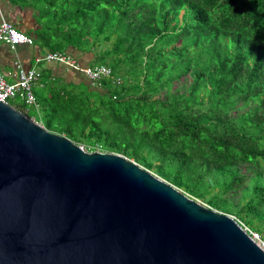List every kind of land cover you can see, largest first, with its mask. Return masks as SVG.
Wrapping results in <instances>:
<instances>
[{
    "label": "trees",
    "instance_id": "obj_1",
    "mask_svg": "<svg viewBox=\"0 0 264 264\" xmlns=\"http://www.w3.org/2000/svg\"><path fill=\"white\" fill-rule=\"evenodd\" d=\"M78 1L82 16L69 42L79 37L78 47L94 51L103 40L97 28L108 30L113 53L108 54V47L100 58L112 76L102 77L100 84L83 82L74 90L50 88L43 102L46 120L40 117L44 126L89 151L101 146L122 153L196 198L210 197V206L236 215L264 236V96L258 91V75L264 74V0ZM230 34L234 47L227 43L226 54L216 57V45ZM201 42L213 47L224 78L210 69L212 61L200 60L205 50ZM246 67L252 78H246ZM184 74L191 77L183 85L186 94L183 87H174ZM102 80L104 89L99 87ZM94 94L120 101L108 110V123L118 126L103 128L104 103L96 106ZM11 105L27 111L20 100ZM89 137L97 140L90 143ZM242 165L251 174L243 173ZM246 179L250 183L241 188ZM233 189L236 195L241 189L237 203L231 200L234 192L223 197L218 191Z\"/></svg>",
    "mask_w": 264,
    "mask_h": 264
},
{
    "label": "water",
    "instance_id": "obj_2",
    "mask_svg": "<svg viewBox=\"0 0 264 264\" xmlns=\"http://www.w3.org/2000/svg\"><path fill=\"white\" fill-rule=\"evenodd\" d=\"M0 264H264V249L231 214L0 100Z\"/></svg>",
    "mask_w": 264,
    "mask_h": 264
},
{
    "label": "crops",
    "instance_id": "obj_3",
    "mask_svg": "<svg viewBox=\"0 0 264 264\" xmlns=\"http://www.w3.org/2000/svg\"><path fill=\"white\" fill-rule=\"evenodd\" d=\"M37 3L31 5V3L28 2L26 6L22 4L21 0H0V22L2 20H7L16 28L23 32H26L33 38L32 44H20L15 47L7 43H2L0 45V71L7 75L10 72H16L18 70V66L25 70L35 68L40 74L35 86L37 88L39 87L40 89H48L46 90L47 92L45 94H39L36 92L37 99L40 104V109L44 105L43 102L45 97L47 95L50 96V88L58 87L60 90L63 89L64 91H67L68 88L74 90V88L81 83L85 82L86 84H88L91 81L82 72L81 68H78L76 66L74 67L72 64L63 61L46 59V55L48 53H56L58 52V50H54L50 45L45 46L44 44L43 46L37 41V37H43L44 39L46 38L51 40V34H48L44 30L40 31L42 28H45V26H43V20H41L42 9L41 12H39ZM39 3L40 5L44 4L43 6L46 7L47 1L39 0ZM79 7L81 6H78L77 10L74 12L76 18L73 22L76 23V26L79 17L82 16ZM56 8L58 7L56 6ZM69 35L67 37H69ZM82 49L83 48L78 47L76 44L68 42L66 51L68 53V56L75 60L80 66L93 67L105 65L102 63L91 64V62L96 57L95 50L92 51V49L89 51H83ZM7 79L9 81L15 80L14 76L12 75L7 76ZM100 81H98L99 84ZM99 87H104L103 80L102 84ZM58 88L56 89V91L58 90ZM16 103H19V101L16 100Z\"/></svg>",
    "mask_w": 264,
    "mask_h": 264
},
{
    "label": "rangeland",
    "instance_id": "obj_4",
    "mask_svg": "<svg viewBox=\"0 0 264 264\" xmlns=\"http://www.w3.org/2000/svg\"><path fill=\"white\" fill-rule=\"evenodd\" d=\"M89 1V0H88ZM29 2L31 3V5H33V3L35 2V0H29ZM38 4V3H37ZM47 4H48V7H45V6H43V5H40V4H38V9H39V12H41V9L42 8H45V9H42V12H41V14H42V18H41V16H40V18H41V20H43V26H45V28H42L40 31H45V32H47L48 34H51V37H50V39L51 40H49V39H44L43 37H37V41L40 43V44H42L43 46H44V44H45V46H51V47H53V49L54 50H58V52L59 53H61V54H64V55H66V56H68V53H67V45H68V42L69 41H71L72 39L70 38V37H67L69 34H71V32L74 30V28H75V26H76V23L75 22H73V21H75V18H76V16H75V14H74V12L77 10V8H78V4H79V1L78 0H47ZM25 5L27 6V4L25 3ZM56 6L58 7V8H56ZM56 8V9H55ZM60 8V9H59ZM55 9V10H54ZM85 9V8H84ZM86 11V10H85ZM183 14H184V10H182L181 12H180V18H182L183 17ZM100 25V24H99ZM216 25V24H215ZM90 25H88L87 27H89ZM218 26H220L222 29L224 28V26L223 25H218ZM97 27H98V25H97ZM90 28V27H89ZM218 31V30H217ZM96 32H97V37L99 38V39H103V40H100L101 41V43H100V45L98 46V49H95V54H96V57H95V59L91 62V64H101V62H103V63H105L106 61L104 60H102L101 58H100V54H101V52L102 51H106L107 50V48L109 47L110 48V50L108 51V54H112L113 53V48H114V46L113 45H111L112 43V40L114 41V39H106V38H109L108 37V30H106V29H100V28H97V30H96ZM214 35H216L215 36V38H216V40L219 38L218 37V34H217V32L215 33L214 32ZM231 34H230V37H229V39H228V41H227V39H225L224 41H225V43H220V44H217L216 45V50H217V52H215L216 53V57H218V58H220L221 56H223V55H225L226 54V51H227V43H230V45H231V47H234V45H232L231 44V42H230V39H231ZM84 37H86V36H84ZM48 38V37H47ZM74 39L76 40V41H73V43L75 42V44H78V42H79V37H74ZM211 39V38H210ZM213 39V38H212ZM212 39H211V41L208 43V45H210L211 44V42H212ZM92 40V38H90L89 39V41H91ZM215 40V41H216ZM205 44H207V41L206 42H204ZM203 42H201V44L204 46V53H202V55H201V58H200V60L201 61H212L211 63H210V69L214 72V73H216V75H217V77H218V79H221V78H224V76H221L220 75V68H219V66L216 64L217 63V60L215 59V56H214V54H213V52H212V49H213V47H208V46H206L205 44H204ZM97 44H99V43H97ZM96 44V45H97ZM225 44H226V47H225ZM95 45V46H96ZM121 45V44H120ZM85 46H87V45H84V47ZM94 46V47H95ZM218 47L219 48H221V50H218ZM233 51H234V48H231ZM83 51H88L87 49H85V48H83L82 49ZM255 54H262L263 53V51H261V52H258V51H255L254 52ZM109 56V55H108ZM109 66V65H108ZM246 69V73H245V76H246V78L247 77H253L252 75H251V73H249V68L248 67H246L245 68ZM221 71H222V69H221ZM222 73L224 74V72L222 71ZM116 75V74H115ZM113 78H114V76H113ZM121 79V78H120ZM189 80H191V77H190V75L189 74H184L181 78H177L175 81H174V87L176 88V89H178V88H180V87H183L182 88V93H184V94H186L187 93V91H185V86L188 84V81ZM121 81H123V79H121ZM183 85H185V86H183ZM258 86H259V88H258V91H260V92H262V94H263V96H264V74L263 73H261V74H259L258 75ZM58 88V87H57ZM77 87H75L74 89H76ZM35 92H37V93H39V94H45L47 91L46 90H48L47 88L46 89H40L39 87L37 88L36 86H35ZM112 89V92H115V88L114 87H112L111 88ZM80 90V88H78V91ZM118 92V91H117ZM164 93V91H161V92H159V93H157L156 95H158V96H161L162 94ZM93 96V98H94V102L96 103V106H98V107H100V106H102V103H104V106H103V111L102 112H104L105 113V118L104 119H102V125H103V128L106 126H109V127H115V126H118V125H115V124H113V123H108V121L110 120V115H111V113L110 112H108V110H110V109H114V106L115 105H119V104H121L120 103V101H117V100H115L114 98H119V96H118V94L116 93V95H115V97L114 98H112L111 96H109L108 94H104L103 96H100L99 97V95H97V94H94V95H92ZM16 100H18L19 101V99H10V104H16ZM247 109V107H245V108H243L242 109V111H245ZM27 111H28V113L33 117V118H36L37 120H40L41 118V116L43 117V120H46V117H45V112H44V108L43 107H41L39 110H37L34 106H27ZM40 122V121H39ZM114 129V128H113ZM115 130V129H114ZM254 131H257L256 129L254 130ZM103 135H106V133L105 134H103ZM109 137V136H108ZM112 138V140H114L115 141V139L116 138H113V137H111ZM89 139V142L90 143H95V140H97V139H95V138H93V137H89L88 138ZM95 139V140H94ZM250 139H251V137H250ZM102 141H103V143L105 144V143H107L108 142V140H107V137H102V139H101ZM252 140V139H251ZM75 142V141H74ZM76 143V142H75ZM78 144V143H77ZM81 147H86L85 145H83V144H79ZM98 145V144H97ZM106 146V145H105ZM83 147V148H84ZM87 148V147H86ZM87 150V149H86ZM89 151V150H88ZM96 151H103V150H101V146L100 147H97V150ZM103 152H111V151H103ZM112 153H117V152H112ZM119 153V152H118ZM119 154H121V155H123V156H126V155H124V154H122V153H119ZM127 157V156H126ZM130 159V158H129ZM133 161H135V162H138V161H136V160H134V159H132ZM139 163V162H138ZM140 164V163H139ZM143 166V165H142ZM145 167V166H144ZM146 168V167H145ZM148 169V168H147ZM150 171H152L153 172V170H151V169H149ZM242 172L243 173H246L247 175H249V174H251V172H250V170H248V168H247V165H242ZM155 174H156V172H154ZM161 177V176H160ZM161 178H163V177H161ZM164 179V178H163ZM166 180V179H165ZM166 181H168V180H166ZM169 183H171L170 181H168ZM248 183H250V181H248L247 179H246V181H244L243 182V184H242V187L241 188H243V186L244 185H246V184H248ZM241 190V189H240ZM240 190L237 192V195L240 197ZM183 191V190H182ZM219 191V193L223 196V197H228V195H229V197L231 196V194L234 192L235 193V196H231V200L234 202V203H237L238 201V199H239V197L236 195V190H232V191H230L229 193H226V192H222V191H220V190H218ZM185 192V191H184ZM186 193V192H185ZM190 195V194H189ZM190 196H192V197H194L193 195H190ZM194 198H196V197H194ZM210 197H208V196H206V197H204V198H201V199H199L198 198V200L200 201V202H202V203H204L205 205H209L207 202H206V199H209ZM197 199V198H196ZM241 200H243V199H241ZM218 201V204L220 205V206H224L225 205V203L222 201V200H217ZM210 206V205H209ZM212 207V206H211ZM233 212H234V209H231ZM228 214H230V213H228ZM232 215V214H231ZM233 217H236L245 227H247V228H249L247 225H245L236 215H232ZM260 223H253V222H250L249 223V225L250 226H258ZM250 229V228H249ZM254 231V230H253ZM260 234L262 235V233L260 232ZM263 236V235H262Z\"/></svg>",
    "mask_w": 264,
    "mask_h": 264
},
{
    "label": "built area",
    "instance_id": "obj_5",
    "mask_svg": "<svg viewBox=\"0 0 264 264\" xmlns=\"http://www.w3.org/2000/svg\"><path fill=\"white\" fill-rule=\"evenodd\" d=\"M2 43H7L15 47L20 44H32L33 38L26 32L16 28L9 21L2 20L0 22V45ZM46 59L63 61L72 64L74 67L76 66L81 68L82 72L90 79L93 85L98 83V81H100V79L104 76H112V70L108 66L100 65L83 67L70 56H66L59 52L48 53L46 55ZM8 74L5 75L2 71H0V100L9 103L10 99H19L26 106H34L37 110H39V102L36 92L34 91V86L40 76L37 70L35 68L25 70L18 66V70L16 72H10ZM10 75L14 76V81H9L7 79V76ZM117 81H120L119 78ZM246 229L248 228L246 227ZM251 233L254 240L264 249V239L261 235L253 231H251Z\"/></svg>",
    "mask_w": 264,
    "mask_h": 264
},
{
    "label": "clouds",
    "instance_id": "obj_6",
    "mask_svg": "<svg viewBox=\"0 0 264 264\" xmlns=\"http://www.w3.org/2000/svg\"><path fill=\"white\" fill-rule=\"evenodd\" d=\"M110 67V66H108ZM111 68V67H110ZM119 78V77H118ZM39 102V101H38ZM10 103V101H9ZM15 107V106H14ZM39 107H40V104H39ZM18 109V108H17ZM24 112V111H23ZM28 113V111H26ZM38 123H40L42 126H44L43 122L41 120H37L36 118H34ZM40 121V122H39ZM45 127V126H44ZM198 199V198H197ZM211 207V206H210ZM232 216V215H231ZM233 217V216H232ZM236 218V217H234ZM237 219V218H236ZM238 220V219H237ZM238 222L242 225V227L251 235V237L253 238V235L251 233V231H253L252 229H246V227L238 220ZM253 232H257V231H253ZM258 234H260L259 232H257ZM261 235V234H260ZM261 237L264 239V236L261 235ZM254 239V238H253ZM261 247V246H260Z\"/></svg>",
    "mask_w": 264,
    "mask_h": 264
}]
</instances>
